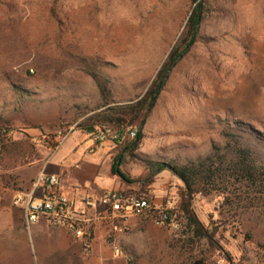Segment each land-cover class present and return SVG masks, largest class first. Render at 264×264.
<instances>
[{
  "label": "rangeland",
  "instance_id": "374dc122",
  "mask_svg": "<svg viewBox=\"0 0 264 264\" xmlns=\"http://www.w3.org/2000/svg\"><path fill=\"white\" fill-rule=\"evenodd\" d=\"M205 1L198 42L166 80L124 171L141 176L144 160L186 168L199 191L194 209L231 259L196 236L179 209L183 182L169 171L160 182L180 230L137 218L156 228L131 235L145 250L130 248L136 264H264V0ZM193 8L192 0H0V193L31 190L46 158L34 136L76 126L66 148L89 131L106 112L101 89L109 106L144 95ZM105 144L118 154L117 143ZM120 190L153 195L138 184Z\"/></svg>",
  "mask_w": 264,
  "mask_h": 264
},
{
  "label": "crops",
  "instance_id": "0c3cea01",
  "mask_svg": "<svg viewBox=\"0 0 264 264\" xmlns=\"http://www.w3.org/2000/svg\"><path fill=\"white\" fill-rule=\"evenodd\" d=\"M89 137L90 131H79L65 148L69 140L66 142L49 166L50 172L60 176L62 191L76 196L100 195L108 190L125 189L127 184L112 171L116 146L110 148L105 144L91 149L88 146L91 141H86ZM122 169L124 170V165ZM145 169L144 167L141 170L140 175ZM167 173L168 170L162 172L152 186L153 202L157 206L166 203L169 186L160 182V176L169 178ZM16 192L22 191L7 190L1 194L3 203L0 206V264H35L34 254L38 264H125V257L115 256L109 243V235L115 234L125 256L130 255L132 248L136 255H141L145 252L144 247L139 243L135 244L131 235H143L156 228L137 219L139 217L130 219L124 225L111 217L110 210H90L93 221L87 227L86 239L91 244V250L87 251L84 240L75 237L63 225L53 226L46 219H41L28 229L22 207L14 204Z\"/></svg>",
  "mask_w": 264,
  "mask_h": 264
},
{
  "label": "built area",
  "instance_id": "2783aa9c",
  "mask_svg": "<svg viewBox=\"0 0 264 264\" xmlns=\"http://www.w3.org/2000/svg\"><path fill=\"white\" fill-rule=\"evenodd\" d=\"M75 131L76 126H73L66 130L39 134L32 138L34 145L46 152V158L31 190L16 192L14 195V204L22 207L28 229H31L41 219H46L53 226L63 225L75 237L84 240V248L87 251L91 250V244L86 239L87 227L93 221L90 217V210L96 212L100 208L110 210L111 217L124 225H127L134 217L152 216L157 226L171 228L175 231L180 230L175 202L169 200L164 205L157 206L144 196L120 189L108 190L100 195L73 196L63 192L60 176L50 172L49 166ZM4 132L8 133V130ZM128 134L133 138L137 136L134 129H129ZM90 136L91 149L106 142H121L125 137L123 132L111 127H97L95 131L90 132ZM2 203L3 197L0 193V206ZM109 243L116 257H125L128 264H136L134 258L124 255L114 233L109 235Z\"/></svg>",
  "mask_w": 264,
  "mask_h": 264
},
{
  "label": "trees",
  "instance_id": "16d2710c",
  "mask_svg": "<svg viewBox=\"0 0 264 264\" xmlns=\"http://www.w3.org/2000/svg\"><path fill=\"white\" fill-rule=\"evenodd\" d=\"M192 2L194 8L190 13L186 27L180 39L169 53L157 75V78L147 92L134 100L114 102L113 106H109L110 101L107 99L106 92L104 89H101V93L104 97V104L101 108L107 107L105 110L106 112L101 111L95 114L90 119V121L93 122V125L87 129L92 132L95 131L97 127H111L124 133V139L117 143L119 146V152L114 157L112 171L114 175L119 176L126 184H138L142 190L150 188L151 191H153L152 186L162 172L168 170L175 176L179 177L183 182V186L179 189L178 194L180 197L179 209L187 216L189 225L194 227L197 237L208 239L213 251H220L230 258V254L217 239V229L211 230L208 228L194 209L193 200L199 191L195 188L186 168H181L161 161L156 162L144 160L146 163L145 172L137 178L132 177L122 169L128 158L136 157L135 153L140 148L143 140V127L157 105L159 97L164 89L165 80L168 79L170 74L179 66L186 52L198 42L200 28L204 23L207 12V3L205 0H192ZM93 67L94 68L90 73L93 78L97 79L98 73L95 71L100 68L96 65H93ZM133 127H138L139 131L137 136L131 139L128 134V128ZM138 195L144 196L151 202L154 200L153 195ZM196 264L206 263L198 262Z\"/></svg>",
  "mask_w": 264,
  "mask_h": 264
},
{
  "label": "water",
  "instance_id": "95a60500",
  "mask_svg": "<svg viewBox=\"0 0 264 264\" xmlns=\"http://www.w3.org/2000/svg\"><path fill=\"white\" fill-rule=\"evenodd\" d=\"M166 80H167V79H166ZM166 80H165V81H166Z\"/></svg>",
  "mask_w": 264,
  "mask_h": 264
}]
</instances>
